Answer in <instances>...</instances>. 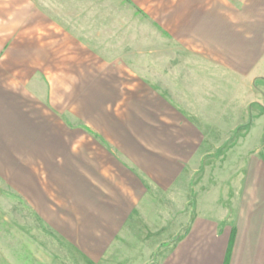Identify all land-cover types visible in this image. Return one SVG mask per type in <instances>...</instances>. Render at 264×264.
<instances>
[{
	"label": "crops",
	"instance_id": "crops-1",
	"mask_svg": "<svg viewBox=\"0 0 264 264\" xmlns=\"http://www.w3.org/2000/svg\"><path fill=\"white\" fill-rule=\"evenodd\" d=\"M177 3L171 18L200 56L201 82L166 95L148 79L118 85L121 70L79 55L100 41L91 40L88 21L76 30L72 13L41 0H0V193L23 196L35 226L67 244L77 264H150L156 257L155 264H264V0ZM110 27L98 33L103 50L117 41ZM63 50L67 68L59 71ZM227 145L219 160L207 150ZM253 155L263 170L236 167L231 179L245 182L227 189L233 202L220 219L203 217L198 190L207 192L214 164L236 156L239 165ZM197 174L204 179L192 191ZM8 210L0 208L1 241L11 232ZM160 210L178 211L184 222L163 224ZM146 228L149 237L139 233ZM33 233L24 241L13 236L11 264L54 263L53 253L42 259L41 232Z\"/></svg>",
	"mask_w": 264,
	"mask_h": 264
},
{
	"label": "rangeland",
	"instance_id": "rangeland-1",
	"mask_svg": "<svg viewBox=\"0 0 264 264\" xmlns=\"http://www.w3.org/2000/svg\"><path fill=\"white\" fill-rule=\"evenodd\" d=\"M41 1L49 5L50 9L52 10H61L63 13H72L74 15L75 22H77L75 26L76 30H80L77 28L85 25L87 21L89 22V25H91L90 36L91 38L96 36V39L91 40H97V38H99V44L98 41L90 42L88 46L92 47L93 50H78L77 53L79 55L84 53L82 56L88 55V59L94 61L97 64L103 60V62L106 63L105 67L103 68L104 70H107L108 67L118 68L121 70L123 74H121V78L118 79V85L122 83L123 85L128 86L130 82H135L137 78H143L146 81L148 79L150 80L149 83L152 85L154 90L158 91L159 93L165 92L167 95L173 89H178L182 92L185 91V88L189 90L190 88H194L195 84L201 82L200 73L202 72V68L196 61L200 58V56L198 52H194L192 49H189L187 45H185V41L183 38H180L179 34L177 33V22L171 18V16L174 14L173 11H175L177 8L178 0ZM35 5L39 6L40 2H36ZM44 5L45 4H43V6ZM104 18L107 19L106 22L104 21ZM110 24V30H113L112 27H115L114 30H116L117 33L115 36L109 34V38L111 40L116 38L117 41H111L104 44L106 45V50H103L101 49L103 46L101 45V42L104 39V35H98V33L104 31L101 26H106V28H108ZM82 29H85V27L83 26ZM93 33L96 35H93ZM90 36L86 37L88 38ZM107 36L108 35H105L106 38ZM85 46L87 47V45ZM66 52L67 51L64 50L59 52V54H61V57L58 59L59 71L63 70V68H67V60L65 57ZM75 55L77 56L76 53ZM1 58L2 54L0 55V59ZM100 68L102 69V67ZM57 80L58 81L55 83L58 86L59 91L65 95L67 92V82H65V77L59 75ZM224 84L225 82L218 85H222L220 91H225L223 94L227 95L228 91L225 90ZM226 85H228L229 91H231V84ZM252 90L254 91L255 87H252ZM183 96L184 94H181V101L185 103L187 100H185ZM60 102L61 100L59 99V104ZM261 104L262 108L264 109V96L261 98ZM180 111L183 112V114L186 113L185 109L182 107ZM186 115L191 116L188 114ZM74 122L77 121L74 120ZM237 134L238 131L234 132L233 136L236 137ZM211 137H219L220 139L225 138V136H219L216 132H211ZM228 149L229 146L227 145L223 147L208 148L207 150L219 160L220 156H222V154ZM250 149L256 150L259 149V147L252 145ZM240 151L241 150H239V152ZM239 154L241 155V153H237V155ZM234 157L236 156L229 157L230 159L228 164L221 161L224 164L220 167H217V165L214 164L215 167H213L211 170L213 172H209L208 178L204 181L207 192L203 193L202 190L200 191V188L198 190V199L201 205L200 213L207 219H220L225 213V207L233 202L229 199L231 198V193L229 195V192L231 191H227V189L229 190L231 187H238V185L242 184L241 182H245V179H241L237 176L231 179L230 174L236 167L237 170H242L243 167L246 169L248 164L250 165L248 169L250 171L253 169L263 170L261 166L260 168H257L259 165L256 161V158L259 156L253 155L249 160H244L239 165H236V163H238L239 157ZM203 171H205L204 164L200 168V172ZM244 174L246 177L247 172H244ZM203 179L204 178H199V174L192 178L190 184L192 191L193 186H195V184L199 183L201 180L203 181ZM252 187H255L254 184ZM258 195L259 194H256L255 196ZM26 201L27 200H25L23 196H20L13 191L8 194L5 192L3 194L0 193V208L1 206H3V208L8 207L9 210L4 211V217L6 213H8L11 222L9 224V226L11 225L9 228L11 232L9 235H7L9 239L2 240L3 242L0 239V264L1 262L3 264H11L14 261L12 254H10L12 251L10 250V247L14 245L15 241L12 240L14 238L13 236H20L22 241H24L25 235L27 234L35 236L33 229L41 232L43 252H40V254L44 261H48V259L45 257L50 259V254L48 253L50 252L56 256L55 259H51L52 263L54 262L53 264H77L76 261L78 260L73 259L72 262L70 261L71 259L66 256L67 253L71 251V249L66 246L67 244L62 242L60 238L53 236L51 231H49L48 228L43 224H40V226L38 225L39 227L35 226L36 217L33 213L32 207L28 205ZM158 214H162L161 219H163V224L168 223L169 220L177 221L179 219L178 211L171 213V210H166L165 212L160 210L156 215ZM184 218L179 220L184 222ZM26 223L27 226L22 228ZM139 231L141 235H145L146 237L151 235V231H149L148 228H146L144 231L143 229H140ZM1 233L2 232L0 228V235ZM156 237L157 235L154 237V239ZM158 237H160V235H158ZM162 237L163 239H168L170 234L166 233L165 236L163 235ZM7 240H12V242ZM158 245L159 242L154 243L152 249H155ZM132 251L134 254H137L140 250L134 249ZM44 252H46V255H44ZM146 256L147 254L145 251L140 253V258L145 259ZM149 256L151 257V255ZM156 260L157 257L150 264H155ZM120 261L121 260H118V263ZM132 263L133 262L129 258L124 259L122 262V264ZM14 264H16V262Z\"/></svg>",
	"mask_w": 264,
	"mask_h": 264
}]
</instances>
